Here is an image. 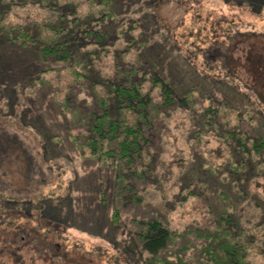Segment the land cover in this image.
Here are the masks:
<instances>
[{
  "label": "rangeland",
  "instance_id": "374dc122",
  "mask_svg": "<svg viewBox=\"0 0 264 264\" xmlns=\"http://www.w3.org/2000/svg\"><path fill=\"white\" fill-rule=\"evenodd\" d=\"M0 2V13L7 15L8 23L32 27L55 19V12L44 6ZM71 2L77 13L87 15L85 0ZM95 9L91 15L99 16ZM109 10L111 15L98 28L108 34L102 46L87 43L88 38L81 41L79 61L90 78L78 81L67 68L73 59H44L42 45L21 47L7 42L0 31V128L21 144L15 151L19 159L0 169V194L38 199L36 203L0 201V218L6 211L17 210L33 215L32 221L40 219V233L49 236L47 241L54 230L59 236L54 242L62 252L76 254L80 264H85L79 260L82 256L72 253L73 249L97 252L100 257L93 259L95 264L110 263V256H118L121 264H142L132 241L139 220L159 218L175 234L204 242L200 237L218 223L214 217L227 211L221 191L229 193L235 210L239 206V199L210 167L221 164L214 153L222 148L220 143L202 138L196 144L188 111L156 105L149 126L152 164L144 177L125 175L132 188L121 189L117 168L110 161L91 158L87 149L81 155L73 136H80L99 114L105 86L138 80L140 72L148 75L150 71L167 79L180 95L193 90L197 98L210 96L230 103L245 114L243 124L264 136L262 108L242 95L249 90L248 84L256 83L245 62L247 42L251 45L256 38L236 47L232 71L216 65L205 50L213 48L214 37L219 43L223 40L224 30L229 34L264 33V0H111ZM133 68L140 72L131 78ZM228 79L237 89L223 83ZM23 155L31 159L28 175ZM249 190L264 197V179H257ZM132 193L138 203L131 200ZM34 226L25 225L29 231ZM44 249L24 253L26 257L14 264H62ZM5 259L4 264H13L8 256ZM260 262L264 264V259Z\"/></svg>",
  "mask_w": 264,
  "mask_h": 264
},
{
  "label": "trees",
  "instance_id": "16d2710c",
  "mask_svg": "<svg viewBox=\"0 0 264 264\" xmlns=\"http://www.w3.org/2000/svg\"><path fill=\"white\" fill-rule=\"evenodd\" d=\"M4 1L7 2L2 0ZM8 1L14 6H44L48 11L55 12V19L37 22L31 27L30 24L8 23L7 15L0 13V31L5 33L7 42L21 47L40 44L44 59H73L74 62L68 63L67 68L75 81L90 78L85 72L84 63L79 61L83 56L81 41L86 42L85 38H88L87 43L102 46L108 34H102L98 28L102 19L111 15V0H85L89 6L87 15L77 13L72 0ZM92 7L96 8L95 12L99 16L94 13L91 15ZM0 8H3L1 2ZM223 36L220 43L214 37L213 48H205L209 50V56L204 55L211 56L216 65L220 63L228 71H232L230 64L233 63L236 47L247 42L250 37L256 38L251 45L250 41L247 42L249 48L245 56V62L256 83L248 84L249 90L242 92V95L257 102V107L264 112V105H261L264 104V33L229 34L224 30ZM91 54L92 52L90 56ZM139 72L138 68H133L129 74L133 78ZM139 75L141 79L104 87V93L100 95L99 114L93 117L89 127L80 136H73L80 154L84 155L87 149L91 158L110 161V165L117 168L118 186L128 189L130 184L125 175L131 173L136 177H144L152 164L149 126L158 109L156 105L169 111L183 109L192 117L191 125L196 129V144L202 138H213L220 143L222 148L215 149L214 153L219 156L221 164H212V173L223 186L232 191L236 200L239 199V206L235 210L229 193L221 191V198L227 203V211L214 217L218 223L209 233H203L200 237L204 242H191L185 239L186 236L175 234L159 218L139 220L132 241L137 247L142 264H261L260 261L264 259V197L256 191L251 192L249 187L257 179H264V136L243 124L245 114L224 100L210 96L197 98L193 90L180 95L167 79L157 73L150 71L147 75L140 72ZM228 80H223V83L237 89L233 80ZM18 148H21L18 139L0 128V169L4 164V168L10 166L13 159H19V155L15 153ZM23 156L24 170L27 172L30 170L31 159ZM28 174L30 171L26 173ZM36 200L38 199L31 196L22 199L0 194L2 203H36ZM131 200L139 202L134 193ZM22 213L17 210L6 211L5 216L0 218V264L7 261L4 256H8L14 264L19 262L18 259L26 257H23L24 253H41L44 247L48 252L51 251L47 254L54 261L80 264L76 260V254L71 256L64 249L62 252L61 245L54 242L58 241L56 238L59 236L53 229V237L47 241L49 236L40 233V219L32 221L33 215L24 213L23 216ZM22 218L26 219L24 223L20 222L24 220ZM112 218L117 223L116 212ZM28 223L35 225L31 231L25 227ZM188 251L197 254L194 256V253ZM74 252L82 256L79 260L85 264H95L93 259L100 257L97 252L90 254L81 249H73L72 253ZM171 258H175L174 262ZM110 263L121 264V261L118 256H110Z\"/></svg>",
  "mask_w": 264,
  "mask_h": 264
}]
</instances>
